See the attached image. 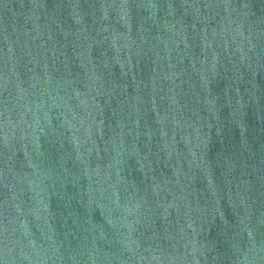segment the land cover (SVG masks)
<instances>
[{
  "label": "water",
  "instance_id": "water-1",
  "mask_svg": "<svg viewBox=\"0 0 264 264\" xmlns=\"http://www.w3.org/2000/svg\"><path fill=\"white\" fill-rule=\"evenodd\" d=\"M0 264H264V0H0Z\"/></svg>",
  "mask_w": 264,
  "mask_h": 264
}]
</instances>
